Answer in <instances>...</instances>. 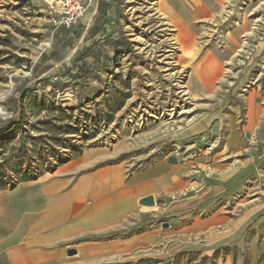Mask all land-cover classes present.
<instances>
[{"label":"rangeland","instance_id":"374dc122","mask_svg":"<svg viewBox=\"0 0 264 264\" xmlns=\"http://www.w3.org/2000/svg\"><path fill=\"white\" fill-rule=\"evenodd\" d=\"M49 1L0 0V126L20 121L0 136V196L57 172L64 163L72 175L120 166L129 176L160 160L182 166L181 171L190 156L216 155L223 161L229 124L244 138L234 158L242 162L253 153L260 167L264 0H218L206 4L203 14L199 5L184 0L174 15L159 5L163 0H120L117 26L100 40L91 37L98 0L70 29L59 24ZM181 29L190 33L188 43L178 38ZM204 58L220 63L218 77ZM199 70L206 74L199 76ZM122 96L113 121L94 136L68 133L59 151L46 150L45 138H39L48 128L43 122L48 111L42 107L61 104L94 113L105 97L116 107ZM73 144L82 147L81 154L72 155ZM80 159L91 163L85 166ZM213 167L206 162L199 170L213 177ZM140 189L155 190L154 205L140 203L145 196L132 201L118 193L99 197V227L69 242V264H264L261 227L245 228L250 238H223L203 225L209 211L173 207V199L153 184ZM215 205L209 213L222 206L219 198ZM251 236L260 240L253 243ZM81 244L74 256L71 251Z\"/></svg>","mask_w":264,"mask_h":264},{"label":"crops","instance_id":"0c3cea01","mask_svg":"<svg viewBox=\"0 0 264 264\" xmlns=\"http://www.w3.org/2000/svg\"><path fill=\"white\" fill-rule=\"evenodd\" d=\"M119 1L98 0L91 20L96 26L92 38L100 40V37L111 36L109 29L117 26V17L121 16ZM214 1L219 2L187 0L199 5L202 14L207 12L205 5ZM184 2L163 0L159 5L174 15L179 10L177 5ZM100 5L103 11L98 10ZM106 8L108 12H105ZM181 30L190 38L188 30ZM243 139L240 130L229 124L222 149L223 161L216 160V155L190 156L183 161L186 171H181L180 165L160 160L129 176L122 174L120 166L100 167L72 175L66 169L70 164L64 163L57 172L5 191L0 196V260L5 261L4 264H69V242L85 229L99 227L100 210L95 205L99 197L118 193L124 201L139 200L155 194V190L140 189L146 184H153L160 193L173 199V207L190 205L202 213L213 210L219 198L222 206L206 213L203 225H208L223 238L232 235L236 239L250 238L245 234L247 227H261L264 242V158L260 167L255 164L257 158L253 153L242 162L235 159ZM206 162L214 165L215 176L204 177L200 173V164ZM81 163L86 166L91 162L81 160ZM153 169L155 173H151ZM254 176L261 177L260 182L253 180ZM227 212L237 215L234 217ZM259 240L254 236L251 238L253 243ZM77 248L74 256L82 251V244Z\"/></svg>","mask_w":264,"mask_h":264},{"label":"trees","instance_id":"16d2710c","mask_svg":"<svg viewBox=\"0 0 264 264\" xmlns=\"http://www.w3.org/2000/svg\"><path fill=\"white\" fill-rule=\"evenodd\" d=\"M28 92L29 90L23 92V95L19 100V107H24V104L28 97ZM120 98H122V101L115 107L112 105V103H110L111 99L105 97L103 99V106L95 110L94 113L83 111L79 107L74 109H67L61 106V104L58 106L54 105L52 109L42 107L41 109H46L48 111V115L43 121L48 128L46 130V134L40 136L39 138H45V141L47 143L46 150L51 152L52 154H55L56 151H59L58 146L64 144V141L66 140L62 137L68 133L81 132V134L94 136L97 132H99L100 128L103 125H108L113 121L114 111L122 106L125 97L122 96ZM35 104L38 105L37 103ZM78 111H80V113L75 114ZM19 123L20 121H15L0 126V136L10 134L15 129V127L19 125ZM71 150V153L74 156L82 153V147L77 144L71 145ZM65 159H69V157H65Z\"/></svg>","mask_w":264,"mask_h":264},{"label":"built area","instance_id":"2783aa9c","mask_svg":"<svg viewBox=\"0 0 264 264\" xmlns=\"http://www.w3.org/2000/svg\"><path fill=\"white\" fill-rule=\"evenodd\" d=\"M93 0H50L49 8L57 14L59 24L71 28L79 19L84 17Z\"/></svg>","mask_w":264,"mask_h":264},{"label":"bare ground","instance_id":"6f19581e","mask_svg":"<svg viewBox=\"0 0 264 264\" xmlns=\"http://www.w3.org/2000/svg\"><path fill=\"white\" fill-rule=\"evenodd\" d=\"M178 30V29H177ZM178 38L180 39V38H182V40H183V42H185L186 41V43H188V39H189V37L186 35V34H184L183 32H181V34L180 35H178ZM177 38L175 37V40H176ZM177 42V41H176ZM205 59V58H204ZM204 64H207V67L209 68V71H210V73H213V75H215V77H218L219 76V73H220V63L214 58V59H205V61L203 62ZM201 71H203V70H199L198 71V75L200 76H203V75H205L206 73L205 72H201ZM210 73H208L207 72V74H210ZM208 77V76H207ZM205 79H206V77H204ZM210 79V78H209ZM208 79V80H209ZM205 82H207L206 80H205ZM209 82V81H208ZM211 82V81H210ZM209 82V83H210Z\"/></svg>","mask_w":264,"mask_h":264},{"label":"water","instance_id":"95a60500","mask_svg":"<svg viewBox=\"0 0 264 264\" xmlns=\"http://www.w3.org/2000/svg\"><path fill=\"white\" fill-rule=\"evenodd\" d=\"M140 203L147 205V206H152L155 204V197L154 195H147L140 199ZM71 253H76V251L72 250Z\"/></svg>","mask_w":264,"mask_h":264}]
</instances>
